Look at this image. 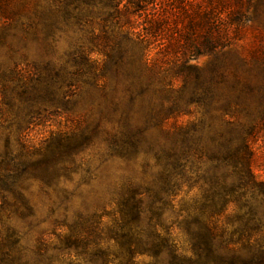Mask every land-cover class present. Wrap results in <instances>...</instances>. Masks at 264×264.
Returning a JSON list of instances; mask_svg holds the SVG:
<instances>
[{
	"label": "rangeland",
	"instance_id": "rangeland-1",
	"mask_svg": "<svg viewBox=\"0 0 264 264\" xmlns=\"http://www.w3.org/2000/svg\"><path fill=\"white\" fill-rule=\"evenodd\" d=\"M253 3L256 28L249 25L237 46L190 61L194 70L182 91L184 79L173 76L178 69L144 76V50L130 32L139 25L126 31L124 3L0 0V176H9L7 186L0 184V234L16 241L13 264H260L247 249L234 251L241 245L226 244L238 238L229 225L210 250L196 249L191 214L205 203L214 176L226 179L224 192L234 182L208 126H248L261 110L264 0ZM185 23L173 15L170 25ZM137 79L150 85L131 100L128 86ZM205 90L214 102L202 104ZM239 91L237 108L224 111L216 101ZM174 99L176 110L190 115L168 114ZM176 123L191 131L174 136ZM173 147L180 195L165 197V152ZM254 149L253 171L264 180V131ZM131 187L139 188L143 208L135 224L121 212ZM157 237L169 240L165 248L133 256L132 247Z\"/></svg>",
	"mask_w": 264,
	"mask_h": 264
},
{
	"label": "trees",
	"instance_id": "trees-1",
	"mask_svg": "<svg viewBox=\"0 0 264 264\" xmlns=\"http://www.w3.org/2000/svg\"><path fill=\"white\" fill-rule=\"evenodd\" d=\"M121 14L126 18L128 28L126 31L137 28V31H130L134 34L139 45L144 50L145 66L143 74L150 81L159 72L168 75L174 71L176 79H184V86L188 80V73L194 70L189 62L198 57L218 53L230 46H237L238 42L246 38L249 25L254 29L259 18V8L254 6L253 0H208L205 6H198L196 0H118L116 7L120 4ZM254 7V12L251 9ZM117 8V9H118ZM173 15L181 16L185 20V26L172 28L170 22ZM180 20V19H179ZM256 38V37H254ZM111 58V57H110ZM122 62V61H121ZM120 64V63H119ZM168 65L162 69V65ZM120 65L115 66L117 71ZM264 70V69H263ZM119 72V71H118ZM118 74H116L117 76ZM158 76V75H157ZM150 84L144 86L140 80L128 86L131 100L140 98L147 92ZM251 88L249 90L251 91ZM164 93H166L164 91ZM234 98L232 92L228 95L217 97L216 101L222 103L225 111L230 108H237L243 100L242 91ZM205 90L202 104L214 102V97L209 96ZM168 98L165 102H169ZM168 107V114L176 113V118L182 115H190L177 111L176 102ZM170 104V103H169ZM258 118L250 125L240 123L237 127L230 123L227 132H218L208 126L213 147L223 148L226 151L225 160L228 167V175L234 179L229 189L223 190V181L214 176L209 189H204L205 203L199 202L191 214L196 217L197 230L192 238L196 242L194 246L201 250L212 248V242L224 236L229 227H235L233 236L238 238L226 244L238 246L240 249H247L252 254L251 261L264 264V180L260 179L253 171L256 164V144L259 134L264 131V92L258 100ZM177 111V112H176ZM170 112V113H169ZM204 121V120H202ZM201 122L200 125H203ZM172 132L180 138L186 136L190 129L174 124ZM198 127V126H196ZM190 130V131H188ZM223 140V141H222ZM177 148L173 147L165 152L166 164L163 170L162 194L165 197H178L180 195V180L178 174L179 163L181 162ZM217 159V158H216ZM9 176H0V184L7 186L6 180ZM131 185V184H130ZM221 189L222 194L212 193ZM1 189V185H0ZM139 188L131 187V198L127 201L123 211L125 219L129 223H136L143 215L142 199L138 196ZM220 194V195H219ZM218 207H221L219 210ZM191 214L187 215V224ZM199 226V227H198ZM189 229V228H188ZM190 230V229H189ZM192 236V234H191ZM156 243H141L132 247L133 256L150 255L153 250H162L164 244H168L166 238L157 237ZM172 245V248L174 244ZM16 241L10 236L0 234V264H13ZM156 254V253H155Z\"/></svg>",
	"mask_w": 264,
	"mask_h": 264
}]
</instances>
